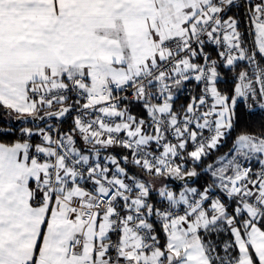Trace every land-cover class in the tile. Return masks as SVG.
Returning <instances> with one entry per match:
<instances>
[{"label":"snow or ice","instance_id":"obj_1","mask_svg":"<svg viewBox=\"0 0 264 264\" xmlns=\"http://www.w3.org/2000/svg\"><path fill=\"white\" fill-rule=\"evenodd\" d=\"M0 264H264V0H0Z\"/></svg>","mask_w":264,"mask_h":264},{"label":"trees","instance_id":"obj_2","mask_svg":"<svg viewBox=\"0 0 264 264\" xmlns=\"http://www.w3.org/2000/svg\"><path fill=\"white\" fill-rule=\"evenodd\" d=\"M239 116H240V127H243L247 122V117H246L245 112L242 109L239 111ZM226 150L227 148L225 147L221 151H226Z\"/></svg>","mask_w":264,"mask_h":264}]
</instances>
